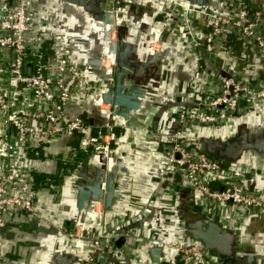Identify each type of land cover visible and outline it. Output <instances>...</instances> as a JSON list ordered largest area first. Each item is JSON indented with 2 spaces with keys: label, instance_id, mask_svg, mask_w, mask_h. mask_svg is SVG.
I'll return each mask as SVG.
<instances>
[{
  "label": "crops",
  "instance_id": "1",
  "mask_svg": "<svg viewBox=\"0 0 264 264\" xmlns=\"http://www.w3.org/2000/svg\"><path fill=\"white\" fill-rule=\"evenodd\" d=\"M216 1V7L208 10L217 15L229 16L226 6L220 0ZM244 2L252 18L255 16L259 22V32L264 37V0ZM109 5L120 15L117 17L118 24H125L128 28L126 40L138 46L141 62L147 61L148 57L147 35L145 30H141L140 22L135 23L130 15L133 12L138 14L142 5L146 9L141 22L163 29L164 43L154 45V49H162L158 61L160 66L159 74L156 75L158 77L153 73L154 67H150L149 72L148 69L144 72L145 83L142 88L147 95L141 98V109L131 111L125 118L117 116L116 119L117 137L112 150L115 151L114 159L118 163L115 174L119 178V198L109 211L107 220L99 226L89 228L92 232H97L121 224L126 231L137 235L135 237L137 239L125 240L120 247L116 244L113 247L104 246L100 251L101 256L109 254L107 259L111 260L106 261V264H112L118 259L126 263L130 259L134 261L133 264H153L143 257V250L153 242L166 240L164 232L175 221L174 202L180 189L179 185L187 180L171 168L163 179L160 176L161 170L168 171L167 151L170 143L167 134L183 129V133L189 131L192 136L199 134V137L198 131L201 128L216 127L215 130H209L210 135L219 138L236 136L237 132H234L236 128L227 132L221 130V126L233 122L237 117L215 126L201 125L189 120L182 126L181 118L188 113L203 114L212 111L208 106L220 94V85L216 80L219 70L234 75L253 91L263 87L264 54L253 41L243 42L234 39L230 42L221 39L216 44L214 56H208L206 51L194 46L195 40L203 42L204 29L195 26L190 31L186 27L187 22L182 10L173 9L177 20L171 22L164 10L166 7L172 8L173 5L165 0H111ZM191 9L199 8L191 6ZM31 11L46 41H51L50 48L53 53L50 57L68 60L81 72L82 77L81 84L73 91L65 112L68 120L84 118L85 129L81 133L68 135L51 144L48 154L62 156L71 148H77L79 152L87 153L85 159H79V155L77 164L86 162L101 165L98 155L90 159L94 152L90 146V138L106 131V122L96 113L94 107V100L102 91L100 75L96 70L99 67L94 65V61L100 59L101 48L97 22L90 15L87 16L58 0H31ZM180 12L183 14L178 17L177 14ZM84 20L88 22L85 23ZM202 23L205 26V23ZM112 38H116L115 34ZM112 66L110 60L104 62L106 69ZM251 101L252 110L264 108V101L259 102L255 98ZM129 122H134V125L129 126ZM187 146L198 150L191 142ZM247 155L242 158L239 166H232L235 170L228 168V176L236 177L240 186L264 198V166L252 163V153ZM57 169L56 163L48 162L44 164L43 174H55ZM67 195L65 200L56 206L52 196L44 194L38 205L40 222L15 221L10 224L5 246L9 256L20 264H84L87 261L91 243L86 240L82 243V248H76L77 241L66 234L73 230L72 217L77 212L70 194ZM199 204V209L209 219L220 221L229 228H244L249 225V231L254 233L249 244H246V247H252L254 254L251 264H264V220L256 218V213L253 214L246 207L232 203L208 202L201 192ZM25 223L29 230L18 228ZM127 243L132 246V252L123 251L122 247ZM183 244L186 242L171 245ZM212 254L215 258L216 254L213 252ZM242 261H245V258ZM159 264L182 262L177 251L172 249L170 259Z\"/></svg>",
  "mask_w": 264,
  "mask_h": 264
},
{
  "label": "built area",
  "instance_id": "2",
  "mask_svg": "<svg viewBox=\"0 0 264 264\" xmlns=\"http://www.w3.org/2000/svg\"><path fill=\"white\" fill-rule=\"evenodd\" d=\"M110 1L103 6L105 10H113L108 6ZM167 1L172 3L173 9L183 11L184 14H180L184 15L190 31L195 26L204 29L203 42L195 40L194 46L206 51L208 56H214L216 44L221 39L253 41L264 54L259 22L255 16L252 18L244 0H220L229 16L217 15L206 8L185 9L179 6L178 0ZM154 33L160 35L164 31L154 28ZM45 43L46 37L32 15L31 0H0V264H20L5 251L10 224L15 221L40 222L38 205L44 194L52 196L56 206L62 202L61 183L55 181L48 187H35L36 177L43 174L44 164L57 165L61 161L76 165L81 153L77 148H71L62 156L48 154L49 146L54 142L83 132L86 122L82 117L68 120L65 112L73 91L81 84V72L66 59L46 58ZM156 43L161 44V36L154 40L153 48ZM216 80L220 94L208 106L212 111L188 113L181 118L182 126L186 120L206 126L221 125L250 110L252 98L264 101V86L253 91L225 70H219ZM94 104L106 122V131L90 138L92 154H102L108 159L117 137V116L110 113V107L101 100ZM166 137L170 143L168 171L161 170L162 179L171 168L193 183L208 202L232 203L246 207L253 214H264V198L244 189L236 177L228 176L229 170H235L232 164L188 147L183 143V129ZM66 234L77 241L76 248H82L86 240L91 243L84 264H106L111 260L107 259L109 254L101 256L104 246L113 247L122 236L125 240L137 237L121 224L97 232L83 225ZM171 247L177 251L182 264H216L212 252L199 246L186 243ZM122 248L132 252L128 243ZM133 263L130 259L127 263L122 259L112 262Z\"/></svg>",
  "mask_w": 264,
  "mask_h": 264
},
{
  "label": "water",
  "instance_id": "3",
  "mask_svg": "<svg viewBox=\"0 0 264 264\" xmlns=\"http://www.w3.org/2000/svg\"><path fill=\"white\" fill-rule=\"evenodd\" d=\"M58 1L87 16L90 15L97 22L101 48L100 59L95 60L94 65L99 67L96 70L100 75L102 91L94 101L101 100L103 104L110 107V113L122 118L127 117L131 111H139L142 107L141 98L147 95L142 88L145 83L144 72L146 69L149 72L150 67H154L153 73L156 76L160 71L158 61L162 49L153 48L154 40L161 36V44L164 43V34L154 33V28L158 26L141 22L145 7L142 5L138 14L133 12L130 15L135 23L140 22L141 30H145L147 35L148 57L147 61L141 62L138 46L126 40L128 28L125 24H118L117 17L120 15L103 8L107 0ZM177 2L185 9L191 6L214 9L217 5L216 0H178ZM164 11L171 22L177 20L173 8L166 7ZM177 15L179 17L180 13ZM114 34L116 38H112ZM108 60L113 64L110 69L104 67V62ZM94 107L96 113L101 116L97 107L95 105ZM133 125L134 122H129V126ZM234 128H236L234 132L237 133L233 138L210 135L209 130H215L216 127L201 128L198 131L199 137V134L192 136L187 131L183 133V143L191 142L210 157L223 159L235 167L239 166L242 158L252 153V163L264 166V108L250 109L237 116L233 122L221 126V130L224 129L227 132ZM204 131L209 133H203ZM231 134L234 135V133ZM96 155L100 157L101 165L80 162L62 179L61 198L64 201L69 193L73 206L77 210L72 217L73 230L83 225H101L107 220L109 211L113 209L119 198V178L115 174L118 163L114 159L115 151H111L108 159L102 154H92L90 159ZM179 186L174 202L175 221L164 232L166 240L150 244L143 250V257L153 264L168 261L172 250L171 244L186 242L215 253L216 264H235L234 261L239 264H251L254 257L252 247H246L254 236V233L249 231L250 226L229 228L220 221L209 219L199 209V192L194 184L184 180ZM255 216L259 220H264V214ZM124 242L125 237L122 236L115 244L120 247ZM243 258L245 261H242Z\"/></svg>",
  "mask_w": 264,
  "mask_h": 264
},
{
  "label": "trees",
  "instance_id": "4",
  "mask_svg": "<svg viewBox=\"0 0 264 264\" xmlns=\"http://www.w3.org/2000/svg\"><path fill=\"white\" fill-rule=\"evenodd\" d=\"M51 45H52L51 41L47 40L45 43V48H46L45 56H46V58L50 57L51 54L53 53V50L50 48ZM81 156H82V158H80ZM86 156H87V153L82 152L80 154L79 159H85ZM74 166L75 165H72L69 163H62L61 161H58L57 162V168H58L57 172L55 174H52V175L42 174V175L37 176L36 180H35V187H39V188L40 187H48L52 182H55V181L61 183L62 179H63V175H67L68 171L73 169ZM61 170H63V171L61 172ZM27 226H28L27 223H25V224L19 226L18 228L21 230H29V229H27Z\"/></svg>",
  "mask_w": 264,
  "mask_h": 264
},
{
  "label": "flooded vegetation",
  "instance_id": "5",
  "mask_svg": "<svg viewBox=\"0 0 264 264\" xmlns=\"http://www.w3.org/2000/svg\"><path fill=\"white\" fill-rule=\"evenodd\" d=\"M145 9H146V7H145ZM110 11V10H109ZM111 11H113V10H111ZM233 263H235V264H239V262H236V261H234Z\"/></svg>",
  "mask_w": 264,
  "mask_h": 264
},
{
  "label": "rangeland",
  "instance_id": "6",
  "mask_svg": "<svg viewBox=\"0 0 264 264\" xmlns=\"http://www.w3.org/2000/svg\"><path fill=\"white\" fill-rule=\"evenodd\" d=\"M85 21V23H87L88 21L87 20H84Z\"/></svg>",
  "mask_w": 264,
  "mask_h": 264
}]
</instances>
